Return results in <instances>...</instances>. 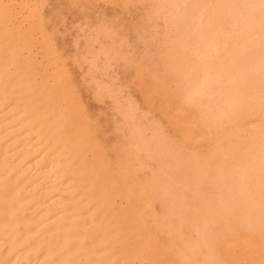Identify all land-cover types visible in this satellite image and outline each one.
<instances>
[{
    "label": "bare ground",
    "instance_id": "6f19581e",
    "mask_svg": "<svg viewBox=\"0 0 264 264\" xmlns=\"http://www.w3.org/2000/svg\"><path fill=\"white\" fill-rule=\"evenodd\" d=\"M2 2L3 1L1 0V3ZM7 2H6V4L8 5ZM12 2H11V0H9V4L10 3L12 4ZM183 2H185V1H183ZM195 2H197V1L195 0ZM198 2H200V1H198ZM6 4L1 5L3 7L2 10L10 7V5L6 6ZM1 6H0V8H1ZM4 6H6V7L4 8ZM185 8H187V7L185 6ZM188 8L190 9V11L192 13V15H189L190 21H191V26L197 32L198 43L196 45H198V51H199L198 56L200 55L199 56L200 58H201V56H203L202 59H199V60L204 61L203 62L204 66H202V65H199V66H202L203 68L209 69V70L211 67L213 68V66H214V68H215V66H216L215 70L213 68L214 72L218 69V71H216L218 73L217 75L215 74V76H213V72H212V76H211L208 72H206L205 73L206 76H204V74H201V76L203 75L202 78L198 75L200 74V72L202 73L203 70L198 72V75L197 74L196 75L198 77H200L201 79L199 78L200 80H198V78L196 77L197 78L196 81H200L199 82L200 87L199 86H196V87L193 86L194 89H191V91L195 92V93H199L201 95V97L202 96L208 97L209 95H211V97H212L213 96L212 93L215 94V92H213V90L219 89V88H217V86L221 85V83H222L221 78L224 74H225L224 77L226 76V73H227L226 71L228 70L229 72L230 71H232V72H230V74H228L229 72L227 73V77H228V75H230V76L226 80H225V78H223L226 82V83L224 82L225 83L224 85L230 84L231 86L228 85V88L232 87L231 89H232V91L234 90V92H232V95L228 96V93L231 91V89L228 92L227 90H225V88H226V86H225L224 91H226L225 93L227 94L228 97H224L225 95L223 97L229 98V99H227V104L222 103L220 100V102H221L220 104H223V105L225 104V105H227V107H229L228 105H230V107L234 106L235 107L234 109L238 110L237 108L241 109V107L242 108L244 107L242 105H244L243 103H245L248 100L247 96L251 97L252 99H255V98H257V100L261 99L262 102L264 103V84L263 85L259 84L260 81H262V80L264 81V78H262L259 81V83H257V79L258 78L260 79V77H258V78L256 77L257 79L255 78V76H256L255 74L260 75L261 72L263 73V74H261V76L263 75V77H264V0H209V1H206L205 3L192 4V5L189 4ZM9 9L10 8H8V11H9ZM22 10H23V8H22ZM160 11H161V9H160ZM158 12H159V10H158ZM12 13L13 12H11L10 16L12 15ZM14 13H16V12H14ZM159 14H161V13L159 12ZM175 14H177V13L175 12ZM166 15H169V13H167ZM10 16H8V17H10ZM11 18H9V19L11 20ZM187 20H189V19H187ZM155 23H156V21H155ZM10 24L12 25L13 23L11 22ZM14 27H16V26H14ZM164 27H165V25H164ZM187 27H188V25H187ZM186 29H185V31H186ZM153 30H155V29H153ZM30 31H31V29L29 30V33H27L28 31L26 32V30H24V31L20 32L19 34L21 35V33L23 34L26 32L28 35H30ZM32 31H35V29L33 28ZM183 33H184V31H183ZM27 34L26 35L23 34L21 36H24V37L27 36V38H28ZM31 34H33V33L31 32ZM0 35H1L0 37L8 36L4 21H0ZM17 35H18V32H17ZM17 35H15V36H17ZM183 35H186V34H183ZM195 35L188 34L187 36H189V38H191L193 40ZM29 38L32 39L31 36ZM179 38H181V37H179ZM184 38H185V36H184ZM28 39H27V41L29 44L34 43V42L30 43ZM191 39H189V40H191ZM20 41L21 40H19L18 42L22 43V41L21 42ZM189 42L192 43V41H189ZM3 44L4 45H1V43H0V264H264V141L261 140V137L259 138L262 142L261 148H259L260 150H258V147L256 150H254V148H253L254 144H257V145L261 144V143L258 144L259 140L257 139V135L260 136L259 134H261V135H263V138H264V106L263 107L261 106L262 107L261 109L259 106L260 112L257 109L258 107L256 108V110H257L256 113H253V112H255V110L254 111L252 110L253 114H250L251 113L250 110L247 109L249 106L245 105L247 108L245 107V108L241 109V110H243V112H244V109L249 111L250 115L247 113L246 110L244 113V114L247 113V115H245V116H249V118L254 117L253 115H255V117L257 115L261 116V117L259 116L258 118H254V120L257 123H255V122L251 123L254 126L255 130L257 132H259V134L256 135L254 133L255 134L254 135L250 131V133H252L253 135H250V137H249L250 139L248 140V142H246L245 144L243 143L244 144V146L242 145L243 147H241L242 143L241 144L239 143L241 141L240 138H239L240 141H237L238 143L234 142V140H233V142H231V144H230V141H228L227 139L226 140L228 142L227 141L224 142L222 139V141H223L222 145L223 146L221 145V142H219L220 144L218 142H216V143L214 142L215 144H217L215 148H217V146H219L217 149H219L220 150L219 153L222 154V155H220L221 161L222 160L227 161V159H228L229 162H231L230 160L233 161V159H234V163H236L235 165L232 164L234 169L232 171H230L232 169L231 168L229 170L230 173L228 175V178L232 181L231 184H232V190L233 191L229 190L228 188L225 189V186L224 187L222 186L223 187V190L221 189L222 191H220V192L218 191V189H219L218 187H220V186H217V184L222 185L228 181H229L228 186L231 184H230V180H225V178H227V175H226L227 173L218 174L220 171V168L218 169L219 170L218 172L212 171V170H214L213 169L214 165H213L212 170L210 169V171H212L213 173H217L216 176L217 175L218 176L214 180L211 179L212 184L210 183L208 187H209V189H211V188H213V189L218 188V189H216V190L211 189L212 190V191L210 190L211 192L215 191V193L213 192V195H211L212 193L210 194V192H208L209 189L207 187L206 192H208V194H206L205 196H207V195L212 196L211 198L208 197V198H210V199H208V202L209 201L210 202L207 204L206 203L202 204V205H204V207H199V206H201V204L198 203L200 201H195V202L192 201L190 205L188 204L189 206H186L185 201H186V198L189 197V195L190 196H193V195L195 196V194L198 196L202 195L201 197H198V199L199 198L202 200H203V198L207 199L203 196L204 194H202V193L204 192L203 190L206 189V186L209 183L208 182L207 185L205 186L206 182H204L203 179H205L204 177H208V176H206V173H204L205 170L203 171L204 167L203 168L202 167H195V168L193 167L194 172L190 171L192 174H190V177H189V179H190V181H192V183L187 185V188H185V189H187L186 190L187 192L183 191V193H181L180 195H178V196L176 195L173 198L171 197V200H165L164 202H161V196L165 195V193H169L170 191L174 192V191H172L173 188L171 190H169V188H167L165 186V190L163 192L159 193L158 190L156 192V188H153L152 186L151 187L147 186L148 189H146V190L140 189L143 186L139 187V185L135 184L133 181L134 179L130 180V178H129L128 180H124L126 177L128 178V176L132 175V173H131V175L130 174L127 175L129 172H132V171L136 172L137 171V169H135L136 171H134V169H132V166H131L132 163H129V165L127 166L128 161L124 160V158H123V160L126 161L125 162V164H126L125 169L127 167V171H125V170L124 171L128 172V167H130V166H131V169L128 173L124 174V176L125 175H127V176H125L124 179H123V177H124L123 176L122 177L123 180L120 178H115L114 176L116 174L115 175L109 174L108 171L105 174L102 173L100 175V171L102 170L101 172H104V170L107 168L106 167V164H107L106 160L107 159L105 157V154H106L105 151L106 150L104 149V146H106L107 143L105 145H102V141H101L102 139L98 136L93 137V135H94L93 134L91 138L87 139L88 141L90 139H92V142L90 144H88L90 141L87 143V141L85 142V139H84L83 142L87 143V145L81 146L79 144V146L74 148L75 144L78 145L77 143L82 142V140L79 141V139L83 138V133H84V131H86L85 130V128H86L85 124H84L85 126L82 125L83 128L80 131L75 132L72 135H68L70 132L67 135H63V133L60 134L61 132H58V131L57 132L60 134V136L57 135L58 133L56 134L54 132V130L56 129V126H58L59 122L53 123V121H50V120L48 121L46 118L44 119V116L46 115L47 112L51 113L52 111L61 107L63 104L65 105V107H67V105L70 104L69 95L72 96L73 94H70L71 92L68 93L70 90L67 89L68 90V92H67L68 96H66V95L65 96L69 101L68 100L65 101L64 99L62 101L61 95L64 93L63 92L60 93L57 91V90L61 91L60 88H56V87H59V85L58 86L53 85L52 87L56 86L55 88L57 89L53 93V96H51L53 99H48L46 104L43 105L42 104L43 101L38 99L39 98L38 96L40 94L38 92H36V89H37L36 85L37 84H35V82L37 81V78H36V80L34 78L31 79V76H33V74L35 75V73L29 72L25 68L19 69V70L16 69L15 71H12L10 68V63L13 60V54L10 51L12 45L9 42L6 44L5 43H3ZM180 44H183V43H180ZM187 45L189 46V45H193V44H187ZM196 45L194 44L193 48ZM18 46H20V45H18ZM27 46L29 48H32L29 45H27ZM182 46H184V44ZM103 47H105V45ZM182 48H185V47H182ZM188 48H187V50H188ZM190 48H192V47L190 46ZM185 49H184V52L187 53V51H185ZM192 49H189V51ZM12 50H15V48ZM196 50L197 49H195L194 52ZM181 52H183V50H181ZM194 52H192V54ZM1 53H4V54L7 53V54L4 56H1ZM190 53H191V51H190ZM31 54L33 55V53H31ZM182 55H184V54H182ZM185 55L190 56L189 54L188 55L185 54ZM183 58L180 57V59H183ZM192 58L194 59V55ZM191 59L188 58L189 61ZM19 60H20V58H19ZM175 61H177V60H175ZM180 61L181 60H178V62H180ZM184 62H182L181 64H183ZM55 63H57V62H55ZM196 63H197V61H196ZM58 64H59V62H58ZM174 64H176V63H174ZM186 64H187V62L184 63L183 66ZM189 64H191V63L188 62V65ZM52 65H54V67H55L56 64H54V62H53ZM179 65H177V66H179ZM191 65H195V61H194V64H191ZM191 65H189V66L192 69ZM39 66H41V65H39ZM57 66H59V65H57ZM49 67H51V66H49ZM65 67H66V65H65ZM196 67H198V65ZM12 68H15V66ZM91 68H93V67H91ZM102 68H104V67L102 66ZM183 68H185L186 71L188 70L187 65L184 66ZM195 68H194V70H195ZM44 70H43V72H44ZM61 70L62 69L60 68V71ZM199 70H201V69H199ZM184 71H183V73H184ZM189 71H191V70L189 69ZM195 71H192L190 73L194 74ZM63 72H64V70H63ZM69 72H71V70ZM103 72L104 71H102V73ZM224 72H226V73H224ZM81 73H83V72H81ZM41 74H43V73L41 72L38 76L39 77V81H37L38 84L41 81L40 80ZM45 74L46 73H44L43 75H45ZM61 74H63V73H61ZM185 74H187V73H185ZM192 74H190V77ZM57 75H59V74H57ZM81 75L83 76L86 74H81ZM95 75H97V74L95 73ZM89 76H90V74H89ZM99 76L103 77V75H99ZM66 77H68V76H66ZM44 78H46V77L44 76ZM48 78L50 79V77H48ZM70 78H71V76H70ZM96 79L97 78H95V81H97V83H100V81L96 80ZM33 80H35V81H33ZM81 80H84V78H82ZM46 81H45V83H46ZM104 81H105V78H104ZM193 81L195 82V79L192 80L191 82H193ZM65 82H67V81H65ZM87 82H88V80H87ZM89 82H90V80H89ZM103 82L101 81V83H103ZM252 82L256 83L257 86H259V87H257L254 84L256 86V87L254 86L255 90L253 91V88H252V92H251L247 89L249 92V95L247 92L246 98L243 97V94H241V92H240V89L243 86L242 84L244 83V87H245L246 84L248 86L253 84ZM67 83H69V81ZM104 83H106V82H104ZM40 84H42V82ZM53 84H55V83H53ZM62 84H64V86H65V83H62ZM74 84L72 86H74ZM106 84H104V85H106ZM108 85H106V86H108ZM187 85H186V87H187ZM191 85H194V84H191ZM232 85L233 86L238 85V86H237V88L235 87V89H233L234 87ZM34 86H36V87H34ZM64 86L63 87L60 86V87L64 88ZM87 86H89V83L87 84ZM79 87H78V89H79ZM99 87H100V90H102L103 86L102 87L99 86ZM109 87H107V90L109 89ZM207 87H209V88H207ZM252 87H253V85H252ZM228 88H226V89H228ZM257 88H258V90H256ZM113 89L115 91H117L115 88H113ZM187 89H189V88H186L185 90H187ZM98 90H99V88H97V91ZM114 90H112L113 93L115 92ZM97 91H95V92L93 91L94 94L92 96L96 95L95 93H98ZM103 91H104V89H103ZM214 91L219 92L221 90L219 89V91L218 90H214ZM74 92H75V90H74ZM121 92H122V90H121ZM121 92H119V93H121ZM221 92H219L220 96L222 95ZM75 93H77V91ZM187 93H188V91H187ZM42 94L43 93H41V95ZM78 94H80V93H78ZM101 94H103V92ZM122 94H123V92L120 95H122ZM114 95H115V93H114ZM191 95H192V93H191ZM244 95H246V94H244ZM97 96H99V94ZM97 96L95 98L96 100H97ZM111 96H113L112 93H111ZM188 96H189V93H188ZM192 96H194V95H192ZM195 96L197 97L199 95H195ZM72 97H71V99H72ZM118 97H120V96H118ZM121 97L123 98V96H121ZM203 97H202V99H203ZM101 98H99V100ZM189 99L191 100V96L189 97ZM192 99L194 100L193 103H195L196 98L194 99L192 97ZM221 99H222V101L224 100L223 102H225V100H226L223 98H221ZM81 100H82V98H81ZM109 100H110V97H109ZM116 100H118V102H121L119 100V98H116L115 102H116ZM185 100H184V103L189 102L188 98L186 101ZM67 101L69 102L68 104H67ZM112 101L114 102V99H112ZM199 101L200 102L197 101L199 104L202 103L201 99ZM217 101H219L218 98H217ZM255 101L256 100H252L250 104L247 102L246 103L249 104L250 106L252 104V106H253ZM78 102L82 103V102H80V100ZM99 102H101V100ZM203 102L205 103L206 101H203ZM210 102L211 101H209V104H210ZM252 102H254V103H252ZM262 102H260V103H262ZM79 103H77V104L79 105ZM101 103H103V101ZM136 103H135L134 107L136 106ZM207 103H208V101H207ZM217 103H219V102H217ZM118 104H120V103H118ZM130 104H132V103H130ZM112 105L116 106L115 108H117V105H114L113 103H112ZM206 105H208V104H206ZM214 105H216V104H214ZM258 105H261V104H259V102H258ZM68 106L70 107L71 105H68ZM81 106L84 107V105H81ZM122 106H123V104H122ZM195 106H199V105H197V103H196ZM208 106L210 107V105H208ZM255 106H257V103ZM201 107H204V106H201ZM206 107L204 109L205 111H206ZM211 107H214V106L212 105ZM230 107H229V109H230ZM62 108H63V106H62ZM214 108H216V107H214ZM218 108H220V107H218ZM63 109H65V108H63ZM67 109L70 110V108H68V107H67ZM112 109L113 108H111V110ZM210 109L208 108L209 112L211 111ZM220 109H219V111L221 112V110L223 108L221 110ZM250 109H252V108H250ZM69 110H68V112H70ZM72 110L75 111L74 109H72ZM134 111H135V109H134ZM227 111H229V110L227 109ZM129 112H130V109L128 111V115H129ZM209 112L206 113V115L208 114V116H209ZM236 112H234V113H236ZM238 112H240V111H238ZM243 112H240V113H243ZM202 113L204 114V112H202ZM214 113H216V112H214ZM234 113H232V114H234ZM71 114H70V116H71ZM130 114H131V112H130ZM210 114L213 115V110ZM232 114H230V115L228 114V117H230L231 119L233 118V117H231ZM237 114H236V116H237ZM244 114H242V115H244ZM118 115H120V113ZM224 115H225V113H224ZM114 116L113 117L111 116V117L114 119L115 118ZM236 116H235V118H236ZM74 117H75V115H74ZM74 117H71L70 120H73ZM121 117L123 118L122 115H121ZM128 117L129 116H127V118ZM134 117H135V115H134ZM221 117H220V119H221V121H223ZM242 117L243 116H241V114H240V118H242ZM78 118H75V119L78 120ZM130 118L131 117H129V119ZM210 118H212V117L210 116L209 119L204 118V121L206 122V120H210ZM224 118H225V116H224ZM235 118H233V119H235ZM259 118H262V119H259ZM75 119L73 120V122L75 121ZM226 119H227V116H226ZM231 119L230 120L227 119V121L226 120H224V121H226V123L228 121H234L233 119L232 120ZM237 119H235V120H237ZM77 120H76V123H77ZM93 120H94V118H93ZM130 120L133 121L132 118ZM216 120H218V118ZM216 120H215V122H216ZM241 120H240V123H241ZM81 121H78V122L83 124L82 123L83 121L82 122ZM201 121H203V120H201ZM249 121H250V119H249ZM66 122H67V119H66ZM84 123H86V121ZM91 123H92V125H89V126H93L94 122L92 121ZM116 123H118V122H116ZM137 123H139V122H137ZM207 123H209V122L207 121ZM212 123H214V122L212 121ZM230 123H232V122H230ZM120 124H122V123H120ZM120 124H119V126H120ZM234 124H235V121H234ZM125 125H123V126H125ZM223 125L226 126V124H224V123H223ZM59 126H58V128H59ZM139 126H140V124L136 127H139ZM164 126H166V125H164ZM219 126L221 127L220 124H219ZM243 126L245 127L247 125H243ZM136 127L133 128V126H132L133 129L132 128H130V129L135 131V133H137V131L142 129L140 127L141 129H138L136 131L135 130ZM149 127H151V126H149ZM200 127H201V125H200ZM211 127H213V126H211ZM216 127H218V126H216ZM248 127H249V125H248ZM250 127H251V125H250ZM89 128H91V127H89ZM94 128H96V126H94ZM117 128H118V126H117ZM122 128H124V127H122ZM125 128H126V126H125ZM206 128H209V125ZM238 128L236 129L237 133L236 132L235 133L239 137L240 133L242 134L243 131L240 130L241 128L240 129H238ZM60 129H61V127H60ZM68 129L70 131V127H68ZM88 129H87V131L89 132ZM92 129H90V131H92ZM97 129H99V126H97ZM128 129H126V131ZM252 129H253V127H252ZM63 130L64 129H62V131ZM75 130H76V127H75ZM82 130H84L83 133H81ZM145 130H146V128H145ZM213 130H215V128ZM234 130H232V131H234ZM117 131H119V130H117ZM120 131L122 132L121 129H120ZM141 131H143L142 133H144V130H141ZM209 131H211V130L209 129ZM219 131L222 132V130H220V129H219ZM71 132H73V131L71 130ZM96 132H97V130H96ZM246 132L248 134V131H246ZM135 133H133V135ZM138 133H140V132H138ZM199 133H200V131H199ZM214 133H215V131H214ZM230 133H232V132H230ZM230 133L228 132V133H226V135L230 134ZM117 134H119V132H117ZM129 134L131 136L132 132H130ZM247 134H245V135H247ZM61 135H63V136H61ZM88 135L89 134H87V136ZM133 135H132V138H133ZM166 135L164 134V136H166ZM203 135H204V132H203ZM226 135L223 134V136H226ZM84 136H85V134H84ZM102 136H103V134H102ZM110 136H112V135H110ZM136 136L138 137V135H136ZM142 136H144V135L142 134ZM155 136H157V135H155ZM218 136H216V139H218V140H220L219 138H223L222 136L221 137H218ZM144 137H141V138H144ZM150 137H152V136H149V139H147V140H150L151 139ZM201 137H203V136H201ZM229 137L230 136H228V138ZM124 138H125V136L122 139H124ZM139 138H140V136H139ZM146 138H148V137H146ZM180 138H182V137H180ZM189 138H191V137H189ZM234 138H235V136H234ZM247 138H245V139H247ZM256 139H257V141H256ZM133 140H134L133 141L134 143H135V140H136V143L138 141L137 138L133 139ZM165 140L167 141V139H165ZM237 140H238V138H237ZM243 141H244V138H243ZM144 142H145L144 144H146L147 147H149L148 143L153 142V139H151V142L148 141V143H146L145 140H144ZM118 143H117V145H119ZM138 143H139V141H138ZM163 143H165V142H163ZM235 143L238 144V146L241 148L236 147L237 145L235 146ZM126 144H123V145L125 146ZM129 144H131V140L129 141ZM129 144L126 148L131 149V147H129L130 146ZM135 145H137V144H135ZM139 145H140V143L137 145L138 146L137 149H135V147H134V149L136 150L135 152H137V150L142 149V148H140L141 146H139ZM170 145H171V143H170ZM159 146H162V144ZM79 147H80V149H79ZM110 147L112 148L114 146H109V147L107 146V148H110ZM118 147H120V145ZM118 147H116V148H118ZM175 147H177V146H175ZM156 148L158 149V147H156ZM162 148H163V146H162ZM132 149H133V147H132ZM212 149H214V148H212ZM217 149L212 150V151H214V153H216ZM78 150L81 151L82 153L86 152L88 150H90V151L93 150V154L97 153L96 157H99V154H102L103 156L99 157L100 159L98 158L99 160H97L95 162H91V160H90V159H93L94 156H93V158L91 156L90 157L88 156L89 158L88 157H86V159L82 158L79 163H74L75 158L77 160L78 159L77 157L80 156V155H78V156L76 155V154H78V153H76ZM94 150H97L100 152H97V151L94 152ZM123 150H124V148H123ZM118 151H120V150L118 149ZM158 151H160V149ZM130 152H132V150L131 151L127 150L126 154L130 153ZM157 152L155 153L156 155H157ZM182 152H183V150H182ZM182 152H180V155L183 154V156H181V157L179 156V158H180L179 160L184 159V153H182ZM108 153L113 155L112 154L113 152H111V151L107 152V155H108ZM132 153H131V155H132ZM145 153H143V154H145ZM214 153H212V154H214ZM83 155H81L80 157H82ZM122 155L124 157V154H122ZM191 155L192 154H190V156ZM239 155H240V158H239ZM133 156H134V154H133ZM138 156H139V154H138ZM138 156L135 158H138ZM187 156H186V158H187ZM129 157H132V156H129ZM129 157H127V155L125 156L126 159L128 158V160H130ZM212 157H213V155H212ZM220 157L218 160H220ZM115 158H116V156L114 157V159ZM117 158H119V157L117 156ZM120 158H122L121 155H120ZM169 158L171 160H174L175 157L174 156L171 157V155H170ZM169 158H168V162L170 160ZM216 158H218V157H216ZM137 160H139V159H137ZM175 160H176V158H175ZM235 160H236V162H235ZM113 161L115 164L116 163L115 160H113ZM187 161H188V159H187ZM197 161L198 160H196V162ZM221 161H219V163ZM129 162H133V160L129 161ZM149 162L151 163L154 161L151 158V160ZM170 162H172V161H170ZM178 162H179L178 163L179 166H181V163H180L181 161H178ZM134 163H136V164L139 163V165L142 164V163L136 162V161ZM224 163L225 162H223V165H224ZM231 163H233V162H231ZM231 163H229V164L231 165ZM119 164H117V167L119 166ZM210 164L208 166H210ZM122 165H124V164H122ZM122 165L120 166L121 170L123 168ZM144 165H146V163ZM168 165L169 164H167V166ZM175 165H177V163H175ZM197 165H199V163ZM216 165L218 166V163ZM211 166H212V164H211ZM221 166H222V164H221ZM259 166L262 167V169L260 170L262 172V174L258 173V176H256L257 172L255 174L253 171L258 169ZM135 167L133 166V168H135ZM143 167L144 166H142V168L139 167V169L143 170ZM148 167H151V166L146 165V169L144 168V170H147ZM187 167H189V166L187 165ZM225 167H227V165ZM159 168H161V167H159ZM197 168H199V169H197ZM205 168H206V166H205ZM222 168H223V166H222ZM139 169H138V171H139ZM151 169H152V167H151ZM167 170H169V172H170L169 167L167 168ZM167 170H166V173H168ZM172 170L174 171L173 168H172ZM215 170L217 171V168ZM229 171L227 170V172H229ZM97 172H99V173L97 174ZM118 172H120L119 169H118ZM148 172L150 174L151 171H148ZM184 173H185V171H184ZM189 173H187V174H189ZM144 174H145V172H144ZM118 175H121V174H118ZM165 175H167V174H165V172H164V175H162V176L164 177ZM211 175H212V173H211ZM152 176L155 177V175H152ZM180 176H181V174H180ZM133 177H135V175ZM150 178L154 179L153 177H150ZM166 178H167V176H166ZM144 179H145V176H144ZM186 179H184L185 182H186ZM208 179H209V177H208ZM135 180H136V177H135ZM152 181L155 182V180H152ZM205 181H207V180H205ZM145 182H143V184L141 182L140 183H141V185H145L144 184ZM166 182L168 184L171 183V181H168L167 179H166ZM147 183H148V179H147L146 185H147ZM176 184H177V182H176ZM226 185H227V183H226ZM144 187H146V186H144ZM155 187H157V186H155ZM169 187H172V186H169ZM158 188H160L161 191L163 190V188L160 186V184H159ZM183 188H184V186H183ZM229 188H231V187L229 186ZM117 196H120L122 199L125 200V202H127L126 203L128 205V206H126L127 208L122 207L121 205H117V203H116ZM191 198H193V197H191ZM230 198H232V200ZM159 199H160L161 203L159 205L160 208L158 207L159 209L157 210L156 205L159 202ZM195 200H196V197H195ZM196 202L200 205H197ZM242 206L244 207V209L246 211L239 213V211L242 209L241 208ZM236 247L237 248L239 247V253L237 255H236V253L238 251L236 252V250H237Z\"/></svg>",
    "mask_w": 264,
    "mask_h": 264
},
{
    "label": "rangeland",
    "instance_id": "374dc122",
    "mask_svg": "<svg viewBox=\"0 0 264 264\" xmlns=\"http://www.w3.org/2000/svg\"><path fill=\"white\" fill-rule=\"evenodd\" d=\"M2 1L3 2L1 3V0H0V3H1L0 6L2 4L5 5L6 2L8 1L7 2L8 5L6 4V6L10 5V7H8V8L11 9V10L9 9V11H8V8H5L6 6H4V8H5L4 10H2L3 9L2 6L0 8V12H1L0 13V21H4V24L6 26L7 35H8L6 37H0V43H1V45H4L3 43L6 44L9 42L12 45L11 50H10L11 53L13 54V60L10 63L11 70L15 71L16 69L19 70V69L25 68L29 72L35 73V75L33 74L34 77L31 76V79L34 78L36 80V78H37V81H39L38 76L41 72L43 74L46 73L45 75L41 74V76L43 75L42 77L40 76V78H41L40 83L42 82V84H40V83L38 84L36 81L35 84H37L36 85L37 87L34 86L37 88L36 92H38L40 94L38 96L39 97L38 99L43 101V102L41 101L43 105L46 104L48 99H53L51 96H53V93L55 92V90H57L56 88L61 89V91L57 90L58 92L64 93L61 95L62 101H63V99L65 101L68 100L66 98V96H68L67 95L68 93L71 92L70 94H73L72 95L73 97L71 95H69L70 101L69 100L68 101L70 102V104H68L69 102L67 101V104L71 105V106L69 107L66 104L67 107L70 108V110L67 109V107H65V105L63 104L62 106L65 109H63L61 106L58 109L52 111L51 113L47 112L48 114L46 113V115L44 116V119L46 118L48 121L49 120L53 121V123L59 122V124H58V126L60 125L59 128H58V126H56V129L54 130V132L56 134L58 132H61L60 134L63 133V135H67L70 132L68 135H72L75 132L80 131L83 128L82 125L83 126L86 125V128H85L86 131L89 127H91L88 129L89 130V132L87 131L88 133L84 130L81 131V133H83V131H84L83 138L79 139V141L82 140V142L77 143L78 145L75 144L74 148L79 146V144L81 146L87 145V143L89 141L90 142L88 144H90L92 142V139H90L89 141L87 139L91 138L93 134H94L93 137L98 136L102 139L101 140L102 145H105L107 143V145L104 146V149L106 151L103 149L106 152L105 157L107 159L106 160V162H107L106 167L107 168L104 170V172H101L102 171L101 170L100 175L102 173L105 174L108 171L109 174H113V175L116 174L114 176L115 178L122 179L124 174H126L130 171L131 166H132V169H134V171H136L135 169H137V171L136 172H133V171L129 172L127 175H129V174L131 175V173H132L133 176L135 175L136 180H135V177H133L132 175L128 176V178L127 177L125 178V176H127V175H125L123 177V179L124 178H125L124 180H128L129 178H130V180L134 179L133 181L135 184L139 185V187L143 186L140 189L146 190V189H148L147 186L148 187L152 186L153 188H156V192L158 190V192L161 193L165 190V186L167 188H169V190H171L173 188L172 191H174V192L170 191L171 192V193L169 192L170 194L165 193V195L161 196V202H164L165 200H171V197L173 198L176 195L177 196L180 195L181 193H183V191L187 192L186 191L187 189H185V188H187V185L192 183V181H190V179H189L190 174H192L190 171L194 172L193 169L195 167H202V168L204 167L203 171L205 170L204 173H206V176H208L209 179H208V177H204L205 179H203V181L206 182L205 186L207 185L208 182L209 183L206 186V189L203 190L205 193L203 192L202 194H204L203 196L207 199L203 198V200H202L199 198L200 199L199 200L198 197H201L202 195L201 196L200 195L198 196L196 194H195V196L189 195V197L186 198V201H185L186 206H189L192 201L193 202L200 201V202H198L201 204V206H199V207H204V205H202V204L209 203L210 201L208 202V199H210L212 197L211 195H213V192L215 193V191L211 192L212 190H216L219 188L218 191L220 192L223 190L224 186H225V189L228 188L229 190H232V184H231L232 181L228 178V175H229L230 171H232L234 169L232 164L235 165L236 163H234V159H233V161L230 160L233 163L229 162L228 159H227V161H224V160L221 161L220 155H222V154L219 153L220 150L217 149L219 146H217V148H215L217 145L215 143L221 142V145H222L223 141L226 142L228 140V141H230V144H231V142H233V140L236 143H238L237 141L241 140L239 143L240 144L242 143L241 147H243L244 144L246 142H248V140L250 139L249 138L250 135H253L254 133L256 135L259 134V132H257L255 130L254 126L251 123H254V122L257 123L254 120V118H258L260 115H257L256 117H255V115H253L254 117L249 118V116H245V115H247V113L249 114V111L244 109V112H243V110H241V109L245 108L246 106H249L252 109H250L249 107L248 108L246 107V108L250 110V112H251L250 114H253V113L257 112V110H256L257 107H258L257 108L258 111L260 112V109L264 106V103L262 102L261 99H258L259 100L258 101L257 98L252 99L251 97L247 96L248 90L252 92V88L254 91L255 87L257 86L256 83L252 82L253 84H251L249 86L245 83L246 84L245 87H244V83H243L242 84L243 86L240 89V92H241V94H243V97L246 98V96H247V99L248 100L250 99L249 101L248 100L246 101L247 103L250 104L252 100H256L255 103L254 102H252V103H254L255 105L257 103V106H255L254 104H253V106H252V104L250 106L249 104H247L244 101L245 103L242 102L244 104L242 106H244V107L243 108L241 107V109L237 108L238 110H236V109H234L235 108L234 106L230 107V105H228L230 107V109H229V107H227V105L220 104L221 102L227 104V99H229V98H224V97H228V96L232 95V92H234V90L232 91V89H231L232 87H230L231 86L230 84L224 85L226 83L225 80L230 76V75H228V77H227V73L229 72L228 70L226 71L227 73L224 72V73H226L225 77H224L225 74L223 73L224 75L221 78L222 83L220 82L221 85L217 86V88H219L224 94L221 91H219V89H214V90H218L219 92H221L222 97L220 96L219 92L213 90V92H215V94L212 93L213 96L215 95L214 97L213 96L211 97V95H209L208 97L202 96L203 97V99H202V97L199 93H195V92L191 91V89H194V87L200 85V83H199L200 81H196V80H197V78H198V80H200L202 78L203 75L201 76V74H204V76H206V74H205L206 72H208L211 76H212V72H213V76H215V74L216 75L218 74L216 72V71H218V69L214 72V70L216 69V66H215V68L213 66L214 70L212 67L210 68V70L202 67V66H204V64H203L204 61H202V60L200 61L199 59H202L203 56H201V58L199 57L200 55L198 56V54H199L198 45H196L198 43L197 32L191 26V21H190L189 15H192V13H191L190 9L188 8L189 4L192 5V4L205 3L206 1H209V0H196L197 2H195V0H190V1L189 0H11V2L13 1L12 4L11 3L9 4V0H2ZM183 1H185V2H183ZM198 1H200V2H198ZM185 6L187 8H185ZM21 7L23 8V10ZM160 9H161V11L162 10L163 11L161 12ZM158 10L161 14H159ZM174 11L177 14H175ZM11 12H13V13L10 16ZM14 12H16V13H14ZM167 13H169V15H166ZM8 16H10V17H8ZM9 18H11V20ZM187 19H189V20H187ZM155 21H156V23H155ZM11 22L14 25L13 24L11 25L10 24ZM164 25L166 28L164 27ZM187 25H188V27H187ZM14 26H16V27H14ZM33 28L35 29V31H32ZM30 29H31L30 35H28L27 33H29ZM153 29H155V30H153ZM185 29H186V31H185ZM24 30H26V32L28 31L27 33L26 32L25 33L28 35V38L31 36L32 39L31 38L28 39L27 36L26 37L21 36L23 34L26 35L25 33H23V34L21 33V35L19 34L20 32H22ZM183 31H184V33H183ZM17 32H18L19 36L17 35ZM31 32L33 34H31ZM183 34H186V35H183ZM188 34L195 35L193 40L191 38H189V36H187ZM15 35H17L18 37ZM184 36H185V38H184ZM179 37H181V38H179ZM27 39L29 40L30 43L31 42H34V43L29 44ZM189 39H191V40H189ZM17 40L18 41L21 40L22 43H19ZM188 40L192 41V43L189 42ZM180 43H183L184 46H182L183 44H180ZM186 43L187 44H193V45L195 44L196 46L194 48L197 50L194 52L195 49L193 48V45L188 46ZM18 45H20V46H18ZM27 45L31 46L32 48H29ZM104 45H105V47H103ZM190 46L193 49L190 48ZM182 47H185V48L187 47L188 50H187V48L185 49ZM14 48H15V50H12ZM184 49H185V51H187V53L184 52ZM189 49H192V50H190L191 53H190ZM181 50H183V52H181ZM29 51L31 53H33V55ZM192 52H194V53L192 54ZM6 54L7 53H5V54L1 53V56H4ZM182 54H184V55H182ZM185 54H187V55L189 54L191 57L186 56ZM193 55H194V59L192 58ZM180 57H182V58L184 57L185 59L184 58L180 59ZM19 58H20V60H19ZM188 58L189 59L192 58L193 60L191 59L192 61L191 60L189 61ZM175 60H177V61H175ZM178 60H181V61L183 60L182 62H184L186 60L184 63L187 62V64H186L187 69H188L187 71L185 68H183L186 65L183 66L184 63L181 64L182 62L181 61L178 62ZM194 61H195V65H191V64H194ZM196 61H197V63H196ZM53 62H54V64H56L55 67H54V65H52ZM55 62H57V63H55ZM58 62H59V64H58ZM188 62L191 63L189 65L192 66V69L188 65ZM174 63H176V64H174ZM64 64L66 65V67ZM196 64L198 65V67H196L197 66ZM39 65H41V66H39ZM57 65H59V66H57ZM177 65H179V66H177ZM199 65H202V66H199ZM14 66H15V68H12ZM49 66H51V67H49ZM102 66L104 68H102ZM91 67H93V68H91ZM193 67L194 68L196 67L195 68L196 71L194 70ZM60 68L62 69L61 71H60ZM189 69L191 71H189ZM199 69H201V70H199ZM43 70H44V72H43ZM63 70H64V72H63ZM70 70H71V72H69ZM182 70L183 71L185 70L186 72L184 71V73H183ZM202 70H203V72L201 73L200 71H202ZM102 71H104L105 73L104 72L102 73ZM192 71H195L194 74L190 73ZM81 72H83V73H81ZM94 72L97 75H95ZM198 72H200L199 75H198ZM230 72H232V71H230ZM230 72L228 74H230ZM61 73H63V74H61ZM185 73H187V74H185ZM57 74H59V75H57ZM81 74H86L87 76L86 75L82 76ZM89 74H90V76H89ZM190 74H192L194 77L191 75V77H192L191 78ZM196 74L198 76H200L201 78L198 77ZM261 74H263V73L261 72ZM261 74L260 75L255 74L256 76L254 75L255 78L260 77V79L256 78L257 83H259V81L262 78H264L263 75L261 76ZM99 75H103V77L99 76ZM44 76L46 78H44ZM66 76H68V77H66ZM70 76H71V78H70ZM48 77H50V79ZM80 78L81 79L84 78V80H81ZM95 78H97L96 80H99L100 83H97V81H95ZM104 78H105V81H104ZM223 78H225V80ZM194 79H195V82L194 81L191 82ZM35 80H33V81H35ZM87 80H88V82H87ZM89 80H90V82H89ZM45 81H46V83H45ZM65 81H67V82L69 81V83H67ZM101 81L102 82L104 81L106 83L108 82V83L107 84L104 82L101 83ZM93 82L94 83L96 82V83L94 84ZM53 83H55V84H53ZM62 83H65V86ZM72 83L73 84L75 83L74 86H72L73 85ZM88 83H89V86H87ZM190 83L194 84V85H191ZM97 84L101 87L103 86L102 90H100V87ZM104 84H106V85L109 84V85L106 86ZM259 84L263 85L264 81L263 80L260 81ZM53 85H56V86L59 85V87H56V86L52 87ZM62 85L64 86V88H61V87H63ZM186 85H187V87H186ZM228 85H230L229 86L230 88H228ZM252 85H253V87H252ZM225 86L229 90L226 89ZM237 86L238 85L233 86L234 87L233 89H235V87L237 88ZM78 87H79V89H78ZM107 87H109L108 90H107ZM220 87L221 88L223 87V88L221 89ZM257 87H259V86H257ZM97 88H99L98 91H97ZM113 88H115L117 91H115ZM119 88L123 92L122 95H120L122 92ZM186 88H189V89L185 90ZM207 88H209V87H207ZM224 88L228 92L231 89V91H230L231 93L229 92L228 96L225 93L226 91H224ZM67 89H69L70 91L68 92ZM103 89H104V91H103ZM74 90H75V92L77 91V93H75ZM112 90L115 91L114 92L115 95H114ZM256 90H258V88ZM93 91L94 92L97 91L98 93H95L96 95L92 96L94 94ZM101 91L103 92V94H101L102 93ZM187 91L189 93V96H188ZM119 92H121V93H119ZM41 93H43V94L41 95ZM78 93H80V94H78ZM111 93L113 96H111ZM191 93L194 96H192ZM98 94L100 97L97 96ZM244 94H246V95H244ZM101 95L102 96L104 95V96L102 97ZM195 95H199V96H197L198 98ZM248 95H249V92H248ZM96 96H97V100L95 99ZM118 96H120V97H118ZM121 96H123V98ZM190 96H191L192 101L189 99ZM71 97H72V99H71ZM80 97L82 98V100ZM98 97L99 98L102 97L100 100H101V102L103 101V103L99 102L100 100ZM109 97H110L111 101L109 100ZM192 97L194 99L196 98L195 103H193L194 100L192 99ZM116 98H119V100L121 102H118V100H116V102H115ZM187 98H188L189 102L184 103V100L185 99L187 100ZM217 98L219 101H217ZM221 98L226 99L225 102H223L224 100L222 101ZM112 99H114V102L112 101ZM200 99H201L202 103L199 104L198 102H200L199 101ZM79 100L82 103H79L78 102ZM202 100L206 101V102L204 103ZM220 100H221V102H220ZM207 101H208V103H207ZM209 101H211L210 104H209ZM217 102H219V103H217ZM258 102L261 105H258ZM260 102H262L263 104ZM77 103H79V105ZM112 103L114 105H117V108H115L116 106H113ZM118 103H120V104H118ZM130 103H132V104H130ZM135 103H136L137 107L136 106L134 107ZM196 103L200 107L195 106ZM80 104L84 105V107L81 106ZM122 104H123V106H122ZM206 104L210 105V107ZM214 104H216V105H214ZM212 105L216 108L211 107ZM201 106H204V107H201ZM259 106H260V109H259ZM205 107H206L207 112L204 110ZM218 107H220L221 109L223 108V109L221 110ZM111 108H113V109L111 110ZM208 108L209 109L211 108L210 112H209ZM72 109H74L75 111H73ZM129 109H130L131 114L129 112V115H128ZM134 109H135V111H134ZM219 109L221 110V112L219 111ZM227 109L229 111H227ZM68 110L70 112H68ZM212 110H213V115L210 114L212 112ZM245 110L247 111L246 114H244ZM252 110L253 111L255 110V112L252 113ZM222 111L223 112L225 111L224 112L225 115ZM238 111L243 112V113H240ZM202 112H204V114ZM208 112H209V116H208V114L206 115V113H208ZM214 112H216V113H214ZM234 112H236V113H234ZM119 113H120V115H118ZM227 113L229 115L234 113L231 116L233 118H235L236 114L238 113L236 118H235V119L238 118L237 120L232 118L235 121L236 125L234 124V121H228L227 122L228 124L226 123L227 119L228 120L231 119L230 117H228ZM239 113L241 114V116H243V117L245 116V117L240 118ZM70 114H71V116H70ZM222 114L225 116V118ZM242 114H244V115H242ZM74 115H75V117H74ZM121 115L123 116V118L121 117ZM134 115H135V117H134ZM111 116L112 117L114 116L115 118L113 119ZM127 116L131 117L133 121L130 120L131 118L130 119H129V117L127 118ZM210 116L212 118H210V120H206V119H209ZM219 116L220 117L222 116L221 118L223 121H221ZM226 116H227V119H226ZM71 117H74V119L78 118V117L79 118H78V120L75 119V121L73 122L74 119L70 120ZM93 118H94V120H93ZM204 118H206L205 119L206 122L204 121ZM217 118L219 121L216 120ZM66 119H67V122H66ZM239 119L240 120L242 119L241 123H240ZM249 119H250V121H249ZM259 119H262V118H259ZM76 120H77V123H76ZM201 120H203V121H201ZM215 120L217 123L215 122ZM224 120H226V121H224ZM78 121H81L83 124H81ZM85 121H86V123H84ZM92 121L95 124L93 123V126H89V125H92V123H91ZM207 121L209 123H207ZM212 121L214 123H212ZM116 122H118V123H116ZM137 122H139V123H137ZM230 122H232V123H230ZM113 123L114 124L116 123V124L114 125ZM120 123H122L123 125L126 124L125 125L126 128H125V126H123ZM223 123L226 124V126H224ZM119 124H120V126H119ZM139 124H140V126L136 127ZM219 124L221 125V127L219 126ZM116 125L118 126V128ZM164 125H166V126H164ZM200 125H201V127H200ZM208 125H209V128H206V127H208ZM243 125H247V126L244 127ZM248 125H249V127L251 125V127L249 128ZM94 126H96V128H94ZM97 126H99V129H97ZM132 126H133V128L136 127L135 128L136 131L138 129L142 128L141 130H144V133H142L143 131H141V130H139V131H137V133H135V131L132 130L133 129ZM149 126H151V127H149ZM211 126H213V127H211ZM216 126H218L219 128ZM60 127H61V129H60ZM68 127H70V131H69ZM75 127H76V130H75ZM122 127H124L125 129ZM252 127H253V129H252ZM128 128L129 129L132 128V129L129 130ZM145 128H146V130H145ZM214 128H215V130H213ZM237 128L238 129L241 128L240 130L243 131L242 134L240 133L239 137H238V135H236V133H237L236 129ZM62 129H64V130L62 131ZM90 129H92V131H90ZM120 129L122 130V132L120 131ZM126 129H128V130L126 131ZM209 129L212 132L209 131ZM219 129L222 130V132L219 131ZM71 130L73 132H71ZM96 130L99 134L96 132ZM117 130H119V131H117ZM232 130H234V131H232ZM245 130L248 131V134ZM199 131H200V133H199ZM214 131H215V133H214ZM250 131L253 134L250 133ZM117 132H119V134H117ZM130 132H132L131 136L129 134ZM138 132H140V133H138ZM203 132H204L205 136L203 135ZM228 132L229 133L232 132V133L226 135V133H228ZM133 133H135L134 134L135 136L133 135ZM60 134L58 133L57 135L60 136ZM84 134H85V136H84ZM87 134H89V135L87 136ZM102 134L104 137L102 136ZM142 134L144 136L145 135L146 136L144 137V136H142ZM164 134L165 135L167 134L166 135L167 137L164 136ZM223 134L226 136H223ZM245 134H247V135H245ZM63 135H61V136H63ZM110 135H112V136H110ZM132 135H133V138H132ZM136 135H138V137ZM155 135H157L158 137ZM215 135L216 136L219 135L218 137L222 136L223 138H219L221 140L220 141V140L216 139ZM259 135L260 136L257 135V139L259 140L258 144H260V143L261 144L260 145L254 144L253 145L254 150H256L257 147H258V150H260L259 148H261V145H262L261 140L264 141L263 135H261V134H259ZM124 136H125V138L122 139ZM139 136H140V138L141 137H144V138H141L142 139L141 140L139 138ZM149 136H152L150 138L153 139V142H151V139L147 140V139H149ZM201 136H203V137H201ZM228 136H230V137L228 138ZM234 136H235V138H234ZM146 137H148V138H146ZM180 137H182V138H180ZM189 137H191V138H189ZM242 137L244 138V141H243ZM260 137H261V140L259 139ZM136 138L140 143V145H139V146H141L140 148H142L140 150H137V152H135L136 151L135 149H137V147H138L137 145L139 143H138V141L136 143V140H135V143L133 142L134 141L133 139H136ZM237 138H238V140H237ZM239 138H240V140H239ZM245 138H247V139H245ZM84 139H85V142L87 141V143L83 142ZM165 139H167V141ZM222 139H223V141H222ZM257 139H256V141H257ZM130 140H131V144H129ZM144 140L146 141V143H148V141L151 142V143H148L149 147H147V145L144 144L145 143ZM163 142H165V143H163ZM117 143L120 145V147H118L119 145H117ZM160 143L162 144L163 148H162V146H159V145H161ZM170 143H171V145H170ZM236 143H235V146L237 145L236 147H239L238 144H236ZM123 144H126V145L124 146ZM128 144L130 145L129 147H131V149L126 148L128 146ZM135 144H137V145H135ZM107 146L108 147L114 146V147L107 148ZM175 146H177V147H175ZM80 147H79V149H80ZM116 147H118V148H116ZM132 147H133V149H132ZM134 147H135V149H134ZM156 147H158V149ZM241 147H239V148H241ZM123 148H124V150H123ZM212 148H214V149H212ZM118 149L120 151H118ZM159 149H160V151H158ZM215 149L218 150V151L216 150V153H214V151H212ZM127 150H130V151L132 150L133 153L130 152V153L126 154ZM182 150H183V152H182ZM95 151H97V150H94V152ZM110 151L113 152L112 153L113 155H111L110 153H108V155H107V152H110ZM97 152H100V151H97ZM156 152H157V155L155 154ZM180 152L184 153V159L179 160L180 159L179 156L180 157L183 156V154L180 155ZM76 153H78V154H76ZM76 153L75 154L77 156L78 155L81 156L83 154L84 155L82 157L76 156L78 159L76 160V158H75L74 163H79L82 158L86 159V157H88V156L89 157L91 156L92 158L94 156V158L90 159V160H91V162H95V161L100 159L99 157L103 156L102 154H99V157H96L97 153L93 154V150L92 151L88 150V151L83 152V153L78 150ZM131 153H132V155H131ZM143 153H145V154H143ZM212 153H214V154H212ZM122 154H124V157ZM125 154L127 155V157L132 156V157H129L130 160H128V158L127 159L125 158V156H126ZM133 154H134V156H133ZM138 154H139V156H138ZM190 154H192V155L190 156ZM114 155L116 156V158H117V156L119 158L114 159V157H115ZM120 155L122 158H120ZM170 155H171V157L174 156L177 161L175 160V158H174L175 161L171 160L169 158ZM212 155L214 158L212 157ZM137 156H138V158H135ZM186 156H187V158H186ZM150 157L153 159L154 162H151V163L149 162L151 160ZM216 157H218V158H216ZM219 157H220V160H218ZM123 158H124V160L128 161L127 166L129 165V163H132L131 166L128 167V172H125V171H127V167L125 169V165H126L125 162L126 161H124ZM168 158L170 159L169 162H168ZM239 158H240V155H239ZM137 159H139V160H137ZM187 159H188V161H187ZM113 160H115L116 165L114 164ZM132 160H133V162H129ZM196 160H198V161L196 162ZM236 160H235V162H236ZM135 161L140 162L142 164L141 165H139V163L136 164V163H134ZM170 161H172V162H170ZM178 161H181L180 162L181 166H179ZM219 161H221V162L219 163ZM174 162L177 163V165H175ZM216 162L218 163V166L216 165L217 164ZM223 162H225L224 165H223ZM145 163H146V165L152 167V169H151V167L147 168L148 171H151L150 174L147 170H144V168L146 169V165H144ZM193 163L194 164L196 163L195 164L196 166ZM198 163L200 166L197 165ZM208 163L209 164L211 163L212 166H211V164H210V166H208L209 165ZM229 163H231V165ZM117 164H119L118 167H117ZM122 164H124V165H122ZM167 164H169V165L167 166ZM221 164H222L223 168H222ZM225 164L227 165L228 168L225 167L226 166ZM121 165L123 166L122 170L120 168ZM187 165L190 168L187 167ZM213 165H214V168H213L214 170H212ZM133 166L134 167L136 166L137 168L136 167L133 168ZM142 166H144L143 170H140L139 167L142 168ZM205 166H206V168H205ZM159 167H161V168H159ZM168 167L170 168V172L172 174L169 172V170H167ZM259 167H258V169L253 171L255 174L257 172L256 176H258V173L262 174V172L260 171L262 169V167H260V168ZM172 168L174 169V171L172 170ZM216 168H217V171L215 170ZM219 168H220V171L218 170ZM118 169L120 172H118ZM138 169H139V171H138ZM197 169H199V168H197ZM210 169L214 172L219 171L218 174L227 173L226 174L227 178H225V180H230L231 185H229V186L231 188H229V186H228V183H229V181H228V182H226L227 185H226V183H224L222 185L217 184V186H220V187L214 188V189L211 188L212 190L209 189L208 186L212 181L211 179L214 180L218 176V175L216 176L217 173H213L212 171H210ZM166 170L168 173H166ZM227 170L228 171L230 170V171L227 172ZM143 171L145 172L146 175L144 174ZM184 171H185V173H184ZM164 172H165V174H167L164 176L165 178L162 176V175H164ZM98 173L99 172H97V174ZM187 173H189V174H187ZM211 173H212V175H211ZM118 174H121V175H118ZM180 174H181V176H180ZM152 175H155V177ZM144 176H145L146 180L144 179ZM149 176L153 177L154 179H151ZM166 176H167V178H166ZM147 179H148L149 184L147 183V185H146ZM166 179L168 181H171V183L168 184L166 182ZM184 179H186L187 183L185 182ZM152 180H155V182ZM205 180H207V181H205ZM140 182L142 184H143V182H145L144 183L145 185H141ZM176 182H177V184H176ZM159 184L163 188L162 191L160 188H158ZM154 185L157 187H155ZM144 186H146V187H144ZM169 186H172V187H169ZM183 186H184V188H183ZM207 187L209 189L208 192H210V194L212 193L209 196L208 195L205 196L206 194H208V192H206ZM191 197H193L194 199ZM195 197H196V200H195ZM208 197H210V198H208ZM230 199L232 200V198H230ZM161 202L159 199V202L156 205L157 210L160 208L159 205ZM116 203H117V205H121L122 207H125V208H127L126 206H128L126 204L127 202H125V200L122 199L120 196H117ZM198 203L196 202L197 205H200ZM241 208H242L240 210L241 212L239 211V213L246 211L243 206ZM236 252H237L236 253V255H237L239 253V247L237 248Z\"/></svg>",
    "mask_w": 264,
    "mask_h": 264
}]
</instances>
